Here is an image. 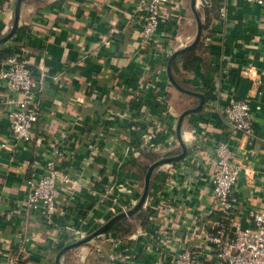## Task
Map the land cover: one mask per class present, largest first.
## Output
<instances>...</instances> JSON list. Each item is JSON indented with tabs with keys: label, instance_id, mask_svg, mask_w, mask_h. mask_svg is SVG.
Returning a JSON list of instances; mask_svg holds the SVG:
<instances>
[{
	"label": "built area",
	"instance_id": "obj_1",
	"mask_svg": "<svg viewBox=\"0 0 264 264\" xmlns=\"http://www.w3.org/2000/svg\"><path fill=\"white\" fill-rule=\"evenodd\" d=\"M245 1L261 7L264 21V0ZM8 2L0 0V6ZM202 4L213 2L197 0L198 8ZM132 7L141 25L135 38L133 60L142 65V71L134 77L111 75L107 86L101 88L92 82L87 95L104 107L103 112L99 117H95L96 111L88 113L87 132L77 131L75 123L62 126V135L52 141L44 163H37L40 170L28 179L27 204L46 226L57 229L52 243L56 248L89 235L139 201L144 188L140 186L139 174L136 178L123 179L132 171L127 165L135 157L144 151L164 152L180 146L177 136L180 112L169 99L167 88L172 83L164 63L176 49L186 45L177 32L184 17L182 0H134ZM218 13L215 25L221 26L228 18L226 0ZM110 40L104 38L103 43L110 45ZM13 49L15 51L3 61L0 86L11 93L5 101L9 106L14 145L30 144L43 112L36 100V87L45 83L47 75L33 71L27 52ZM228 70L226 67L223 72ZM243 71L252 82H262L254 67L243 68ZM121 89L124 92L119 96L116 91ZM212 91L214 94L209 95L212 108L221 111L233 131L252 140L255 107H258V97L264 95V88L258 89L254 96L234 94L219 106L216 89ZM254 97L257 98L254 100ZM195 133L197 139H207L213 144L215 169L206 174V166L188 155L183 168L179 164L181 160L162 165L167 167L170 177L157 192L149 190L142 208L148 213L146 224L139 225L123 240L120 236H111L112 233L96 236L101 238L98 249L106 241L112 244L110 264H202L204 260L209 264H264V174L258 192L260 203L248 211V221H245L237 192L244 165L236 162L235 151L228 142L209 140L205 129L199 130V138L197 130ZM117 134L125 139L118 145L111 139ZM97 166L101 171L105 168L106 173L95 177ZM90 173L94 179L88 176ZM246 173L249 174V168ZM200 179L212 186V210L199 212L194 218L182 215L183 221L178 220V210L194 203L197 195L199 199L198 193L194 196L190 191ZM81 189L92 194L89 212L96 209L107 214L92 232L89 227L93 215L84 220L79 216L73 221L69 217V195ZM60 190L68 194L63 203L59 199ZM60 212L64 215L63 222L58 219ZM164 214L166 219L162 220ZM192 237L200 239V243L191 242ZM6 262L20 264L17 256L8 257Z\"/></svg>",
	"mask_w": 264,
	"mask_h": 264
},
{
	"label": "crops",
	"instance_id": "obj_2",
	"mask_svg": "<svg viewBox=\"0 0 264 264\" xmlns=\"http://www.w3.org/2000/svg\"><path fill=\"white\" fill-rule=\"evenodd\" d=\"M216 1L222 4L225 0ZM226 2L228 18L221 26L211 27V32L207 31L204 38V45L209 48L211 55L208 63L184 72L179 79L184 86L207 96L202 111L184 118L182 132L189 148L187 155L203 163L207 168L206 174L216 167L213 144L208 143L207 139H197L195 130L199 134V130L205 129L209 140L221 139L233 148L236 162L244 165L237 192L240 206L243 207L240 213L248 221L246 214L260 203L258 192L264 174V95L257 99L258 107H255L253 118L255 137L252 140L232 130L221 111L210 105L209 95L214 94L212 88H215L216 104L219 106L224 105L234 94L240 97L249 94L254 96L258 89L264 88V21L259 5L245 0ZM133 3L134 0L23 1L19 34L14 40L0 43L1 50L18 48L27 52L26 57L33 71L36 74L45 72L47 75L45 83L36 87V100L41 104L43 112L37 125V135L30 144L18 142L14 145L9 106L5 101L11 93L0 86V264H7L10 256L19 257L20 264H49L51 257L56 259V247L52 243L57 236V229L46 226L39 214L29 208L28 179L40 170L39 165L44 163L54 140L45 138V134L56 130L62 135V126L69 123H75L80 133L87 132L83 125L88 124V113L96 111L95 117H99L103 112L104 107L87 95V90L93 86L92 82L101 88L107 86L111 75L134 77L142 71V65L133 60L135 45L129 43L132 36L138 37L141 28L140 20L133 12ZM14 7L15 4L9 2L0 6V37L11 28ZM182 8L184 17L177 32L181 33L184 42L188 44L193 39L197 22L191 0H182ZM104 38H111L110 45L103 43ZM3 60L0 61V72L4 66ZM226 67L229 70L225 73L223 70ZM248 67H254L261 83H254L247 77L243 68ZM167 89L170 97L172 87L168 86ZM120 91H116L119 96L122 94ZM75 97L79 103L75 102ZM198 102V97L190 95L189 100L184 102V105L188 104L185 109ZM186 161L187 157L179 161L182 168ZM98 166L95 167L98 174H93L95 177L106 173L105 168L101 171ZM247 168L249 174L246 173ZM191 169L195 170L193 166ZM168 172L166 166L156 170L151 192H157L166 185L170 177ZM136 175V172L129 171L123 179L136 178ZM88 176L92 178V173ZM195 187L190 192L194 196L198 193L199 199L197 195L194 203L180 208L178 220L183 221L182 215L194 218L199 212L212 210V186L208 181L200 179ZM82 189L69 195V217L73 221L79 216L84 220L93 215L89 227L92 232L99 220H103L107 214L96 209L89 212L92 194ZM67 196L64 191H59L61 203ZM58 219L63 222L62 212ZM165 219L164 214L162 220ZM191 242L200 243V239L192 237ZM85 247L81 245L67 253L75 250L77 256L85 257ZM209 263L205 260L202 262Z\"/></svg>",
	"mask_w": 264,
	"mask_h": 264
},
{
	"label": "trees",
	"instance_id": "obj_3",
	"mask_svg": "<svg viewBox=\"0 0 264 264\" xmlns=\"http://www.w3.org/2000/svg\"><path fill=\"white\" fill-rule=\"evenodd\" d=\"M16 0H9V3H11L12 5L15 4ZM31 0H24V2H28ZM214 1V4H202L199 7V13L202 19V24H203V35H202V40L200 41V43L193 49L188 50L180 55H178L175 60L173 61L172 64V70H173V74L175 76V78L179 81V79L181 78V76L184 74V72L187 71H192L194 70L197 65L199 64H203L206 65L211 57L210 55V50L207 46L204 45V38L206 37V32L210 30L211 32V27H213L215 25V22L217 21V19L219 18V13L218 10L221 6L220 2L216 1V0H212V2ZM216 1V2H215ZM20 30L19 28L17 29V31L15 32V34L11 37L10 40H14L16 38V36L19 34ZM131 41L129 43H131L132 46H134L135 43V38L134 36L131 37L130 39ZM133 41V42H132ZM15 50L11 49V50H1L0 49V61L1 60H5L10 54H12ZM3 60V61H4ZM169 60V59H168ZM168 60L164 63L165 66H167L168 64ZM173 87V85L171 86ZM174 88V87H173ZM124 90L121 89L120 93H123ZM175 93V90H173V93ZM172 94L170 93V97H172ZM177 98V103H175L176 106L179 107L180 103H183L182 107L177 109L180 113L186 108L184 105V102L189 100L190 95L184 93V94H178V96H176ZM75 102H78V99L75 97ZM79 103V102H78ZM87 130L88 127L87 125H83ZM85 129V130H86ZM37 135V134H36ZM118 135V136H117ZM117 135H113V138H111L114 141V144H121L125 141V139L123 140V137L119 136V134ZM60 135V131H53V133L50 134H45V138L51 140V139H56L58 138ZM181 151L180 146H176L173 147L171 149H168L164 152H147L144 151L142 152L141 155L135 157L128 165H127V169L135 171L136 173L139 174V176L144 179L145 173L148 169V167L150 166V164H152L153 162H155L156 160L160 159L163 156H167V155H173L176 153H179ZM153 178V176H152ZM152 179H151V184H152ZM151 188V186H150ZM148 221V213L146 212V210L142 209L134 214H131L127 217L124 218H119L117 219L114 223L111 224V226L108 229V233H116L117 236H126L130 233H132L136 227H138L141 224H146V222ZM59 250V248H56V252ZM49 264H55V260L53 257H51V259L48 262Z\"/></svg>",
	"mask_w": 264,
	"mask_h": 264
},
{
	"label": "water",
	"instance_id": "obj_4",
	"mask_svg": "<svg viewBox=\"0 0 264 264\" xmlns=\"http://www.w3.org/2000/svg\"><path fill=\"white\" fill-rule=\"evenodd\" d=\"M23 1L24 0H16L15 1L14 18H13L11 28L8 31V33H6L4 36L0 37V43H5L9 39H11V37L17 31L18 26H19L20 15H21V6H22ZM191 7H192V10L194 12L196 22H197L196 35L190 43L176 49L171 54V56L169 57L168 64H167V72H168V76H169V79H170L172 85L175 88H177L179 91L186 93V94L194 95V96L198 97V99H199V102L197 105L189 107L180 113L179 120H178V126H177V136H178L181 151L179 153H176L173 155L163 156L160 159L153 162L152 164H150V166L148 167V169L145 173V176H144V188H143V192L141 194L139 201L131 209H129L127 212H120V213L114 215L113 217H111L106 223H104L102 226L97 228L95 231H93L89 235L63 246L58 251V253L56 255L55 264H62V257L68 250L76 248L78 246H81V245L89 242L90 240L94 239L99 234H103V233L107 232L109 227L111 226V224L114 223L117 219L127 217L131 214H134V213L140 211L143 208V204H144V202L147 198V195L149 193L150 186H151V179H152V176H153V173L155 172V170L164 164L182 160L183 158H185L187 156L189 148H188V145L184 139L183 132H182L183 120L187 115H189L191 113H197V112L202 111L204 109V106L206 103V95L203 92L192 90V89L184 86L183 84H181L175 78V76L173 74V70H172V64H173V61L175 60V58L178 55L195 48L200 43V41L202 40L203 24H202V19H201L200 13H199V8L197 6V0H191Z\"/></svg>",
	"mask_w": 264,
	"mask_h": 264
},
{
	"label": "rangeland",
	"instance_id": "obj_5",
	"mask_svg": "<svg viewBox=\"0 0 264 264\" xmlns=\"http://www.w3.org/2000/svg\"><path fill=\"white\" fill-rule=\"evenodd\" d=\"M194 31H195V33L193 34V39H194V37L196 35V32H197V24L194 25ZM173 87H172V90H175V93L174 94L171 93L172 94L171 101H173V103H177L176 96H178L179 93L180 94H184V93L179 91L177 88H175V87L173 88ZM182 105H183V103H180L179 107L176 106V105H175V107L177 109H179V108L182 107ZM187 105L188 104H186L185 106H187ZM156 170H155V172H156ZM154 173H153V175H154ZM139 181H140V184H141L140 186L141 187H142V185L144 186V179H142L140 176H139ZM138 191L140 193V189ZM136 229H137V227L135 228V230ZM105 233L108 235L110 232L109 233L105 232ZM105 233H103V234H101L99 236H104ZM113 235L115 236L116 233H112L111 236H113ZM97 237H95L94 239L90 240L89 242L83 244V245L86 246L85 248L87 249V253H86L85 257L84 256L81 257V255H78L79 256V258H78L77 253H75V250L70 251L69 253H67L68 252L67 251L65 253L66 255L65 254L63 255L64 258L62 257L63 261H64L63 264H110L111 263V261H110V253L113 252V250H112L113 246H112L111 243H109V241H106V243L104 245H102L103 247L98 249L97 246H99V244H101V241H100L101 238H97ZM120 237H121L122 240L124 239L123 235L120 236ZM60 248L61 247H59V250H60ZM79 254H82V252H80Z\"/></svg>",
	"mask_w": 264,
	"mask_h": 264
}]
</instances>
